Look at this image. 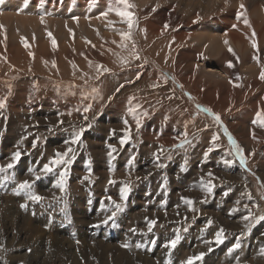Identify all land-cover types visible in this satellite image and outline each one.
Returning <instances> with one entry per match:
<instances>
[{
	"label": "rangeland",
	"instance_id": "1",
	"mask_svg": "<svg viewBox=\"0 0 264 264\" xmlns=\"http://www.w3.org/2000/svg\"><path fill=\"white\" fill-rule=\"evenodd\" d=\"M3 1L0 167H6L10 154L19 151L21 157L0 173V187H12L14 195L12 200L0 196V264H187L201 254L194 264H264V220L243 219L249 212L264 216V127L257 119L264 118V0H215L217 6L203 10L192 6L201 0H187L191 8L179 0H128L131 29L109 12L123 8L118 0ZM241 4L251 27L244 17L237 19ZM208 27L217 36L224 34L222 40L224 27L243 44L238 41L236 47L225 39L219 54L210 45L206 50L201 34ZM128 32L130 38L122 41L121 33ZM53 36L59 44L55 48ZM171 43L177 49L169 51ZM98 66L110 71H98ZM88 105L91 110L84 112ZM197 105L218 115L220 123ZM225 129L243 149L246 168ZM77 133L81 139L71 144ZM214 135L219 137L215 142ZM70 147V164L42 171ZM62 172L63 192L55 187ZM24 181L41 201H28L24 191L16 194ZM209 182L211 194L204 190ZM125 186L129 192L121 200ZM182 198L194 201L193 211ZM115 204L121 211L105 224ZM151 220L156 224L149 233ZM221 230L222 243H216ZM177 235V245L165 247ZM237 241L240 248L232 250Z\"/></svg>",
	"mask_w": 264,
	"mask_h": 264
},
{
	"label": "snow or ice",
	"instance_id": "2",
	"mask_svg": "<svg viewBox=\"0 0 264 264\" xmlns=\"http://www.w3.org/2000/svg\"><path fill=\"white\" fill-rule=\"evenodd\" d=\"M118 3L120 5H123V8H116V9H109V12H112L114 11L115 12V15L118 16V17H121L122 18V21L124 23H126L128 25V28L131 29L133 27V24H134V18H133V14L129 11V9L132 7L131 4L128 3V0H118ZM240 11H238L237 13V19L239 20L241 17H244L243 19V22L245 24V26L247 27H251L246 15H245V7L243 4L240 5ZM109 12H104L102 15L107 17ZM99 18V17H98ZM43 17H41V21L43 22ZM78 19V18H77ZM111 23V22H110ZM167 27V25L165 26ZM233 27H235V25H233ZM130 32L128 33H121V40L124 41V40H127L130 38ZM255 35V33L253 32V36ZM49 36H51V34L49 33ZM225 43L227 44V41H225ZM52 45L53 47L55 48L56 47V42L55 40L53 39L52 40ZM27 47V45H25ZM120 47H125V45L122 43L120 45ZM252 47L253 48H256L257 45L255 42L252 43ZM229 51L231 52L232 49L229 48ZM30 55H32L30 53ZM134 57L136 59H139V56L135 55V53H133ZM122 63H125V61H122ZM53 66L55 67V65L53 64ZM229 67H232L231 63L228 65ZM140 67H143V65H140ZM103 68V66H98V71ZM103 71L104 72H108L110 71L109 69H106V68H103ZM163 75V74H162ZM137 79H139V74H137ZM164 79L167 80V76H164ZM260 79L261 80H264V71L261 72L260 74ZM157 85H153V87H157ZM123 87V86H121ZM119 89H117L118 91ZM93 91H98L97 89H93ZM169 99H173V97H168ZM4 103L3 102H0V109L4 108ZM197 108L198 110H201L209 115H212L214 120L217 122V123H220V117L218 115H214L211 113V110L210 109H207V108H204V109H200L199 105H197ZM91 110V105H88L86 108H84V112H88ZM85 119H87V117H85ZM258 120H260V123H261V126L264 127V118H262L261 116L258 115L257 117ZM125 124H127V121H125ZM140 126V121L137 120V127L139 128ZM225 134L228 135V141H229V144L232 146V149L234 150V153H235V156L239 159V163L241 165V167H244L246 168V159H245V156H244V153H243V149L237 144V142L232 138L231 135L227 134V130L225 129ZM187 134L185 133V136ZM219 137L218 136H213V142H215L216 139H218ZM81 139V133H77L75 135V137L70 141L71 144H76L79 140ZM127 138L125 139H122L120 141L121 144H124L125 141H126ZM185 143H190V141H187L185 140ZM35 146V144L33 145ZM178 147H183V144L181 145H178ZM74 150L70 147L68 148L67 151H65L64 153H56V158L53 159L50 163L52 166L50 165H45L44 168H43V172L44 173H49L51 171H53V166H59L61 164H70L71 163V159H67L66 160V157L69 156V153L73 152ZM115 149H111V151L109 152V156H111L112 152H114ZM212 149L210 148L208 150V152H211ZM208 152H205V157L208 156ZM21 157V153L19 151H17L16 153L13 154L11 160H12V163H9L6 167H0V173H3V172H6L8 169H11L14 167L15 163L20 159ZM157 160H159V157H157ZM131 163V161L129 162ZM225 163H231V161H225ZM163 165L161 164H157V167H162ZM209 177L212 176V173H208ZM65 177H66V172H62L60 174V179L58 180V182L56 183L55 187L59 188L60 191H65ZM36 179H40V176L37 175L36 176ZM111 182V181H110ZM201 184H204V181L203 179L201 180ZM213 185L209 182L208 184L204 185V190L211 194L212 191H213ZM31 188H32V184L29 183L28 181H24L22 183H20L18 185V188H17V191H16V194L19 195L20 192L24 191L26 192V197L28 200L32 201V202H39L41 201L43 198L39 195H36L34 194L33 192H31ZM128 192H129V188L127 186H125L121 192V200H126L127 199V195H128ZM225 195H227V193H225ZM183 202L189 206V210L190 211H193L194 209L191 207L193 204H194V201L191 200V199H188V198H182ZM247 207V206H246ZM21 208H27V204H21ZM121 211V205L120 204H115V210L112 212V216L111 217H108L107 219H105L104 223L107 224L108 223V220L109 219H112L113 217H115L116 213ZM243 219L245 221H249L250 219H255L256 222H259L260 220H264V216H259V217H252V214L251 212H249L248 215H245L243 217ZM209 225L211 224V221L209 220L208 221ZM156 224V221L155 220H151V221H147V227H148V232L150 233L153 229V226ZM132 231H135V229H133ZM222 238H223V230H221L217 236H216V243H220L222 242ZM180 240V237L179 235L176 236L175 239L171 240L168 244L165 245V247H171V248H174L177 243L179 242ZM240 243L239 241H237V243L234 245V248L232 250H235V249H238L240 248ZM122 247H125V248H128L129 246L127 244H124L122 245ZM203 254H201V256H196V257H190L187 261V264H194V261L195 260H198L202 257ZM260 255L264 256V247H262L260 249Z\"/></svg>",
	"mask_w": 264,
	"mask_h": 264
},
{
	"label": "bare ground",
	"instance_id": "3",
	"mask_svg": "<svg viewBox=\"0 0 264 264\" xmlns=\"http://www.w3.org/2000/svg\"><path fill=\"white\" fill-rule=\"evenodd\" d=\"M2 1H3V0H2ZM27 1H28V0H27ZM39 1H40V0H39ZM39 1H38V2H39ZM42 1H43V0H42ZM64 1H65V0H64ZM207 1H208V4H212V3H213L212 6H208V5H207V6H204V3L202 2V0L200 1L201 3H194V4H192V6L195 7V5L198 4V5H200V6L202 7V10H203V8H204V9H212L213 6H217L215 0H207ZM217 1H218V0H217ZM3 2H4V1H3ZM12 2H13V1H12ZM205 2H206V1H205ZM31 3H32V2H31ZM49 3H50V2H49ZM49 3H48V4H49ZM51 3H52V2H51ZM53 3L56 4L55 0L53 1ZM173 3H174V2H173ZM181 3H183V5L189 6V7L191 8V4L188 3L187 0H179V4H181ZM192 3H193V2H192ZM206 3H207V2H206ZM24 4H25V3H24ZM26 4H27V3H26ZM38 4L41 5V3H38ZM48 4H46V5H48ZM106 4H107V3H106ZM174 4H175V3H174ZM31 5H32V4H31ZM31 5H30V6L28 5V6L31 7ZM40 5H39V6H40ZM49 5H50V4H49ZM71 5H72V4H71ZM110 5H111V3H110ZM219 5H220V4H219ZM263 5H264V4H263ZM33 6H35V5H33ZM39 6H38V7H39ZM41 6L43 7L44 5H41ZM55 6H56V5H55ZM57 6H59V5H57ZM84 6H85V5H84ZM0 7H1V6H0ZM45 7H46V6H45ZM60 7H61V6H60ZM62 7H63V6H62ZM75 7H76V6H75ZM180 7H181V6H180ZM184 7H185V6H184ZM35 8H36V6H35ZM35 8H34V10L36 11L37 9H35ZM49 8H50V7H49ZM51 8H52V7H51ZM63 8H64V7H63ZM80 8H81V7H80ZM113 8H114V7H112V9H113ZM54 9H56V8H54ZM57 9H58V8H57ZM93 9H94V8H93ZM93 9H92V10H93ZM114 9H115V8H114ZM188 9H189V8H188ZM253 9H254V8H253ZM258 9H259V7H258ZM27 10H28V9H27ZM29 10H30V9H29ZM38 10H39V9H38ZM42 10H43V9H42ZM42 10H41V11H42ZM44 10H45V9H44ZM46 10H47V9H46ZM82 10H86V8H85V9H82ZM99 10H100V9H99ZM101 10H103V9H101ZM105 10H107V9H105ZM55 11H56V10H54V12H53V16H54V17H53V18H54V25H55V24L58 22V20H59V19L57 20V17H55V14H58V13L55 12ZM57 11H58V10H57ZM76 11H78L79 14H80V11H79V10H76ZM90 11H91V8H90L89 12H90ZM97 11H98V10H97ZM97 11H96V12H97ZM188 11H189V10H188ZM43 12H44V11H43ZM51 12H52V11H51ZM59 12H63V11L59 10ZM65 12H66V11L64 10L63 13H65ZM84 12H85V11H84ZM84 12H83V13H84ZM89 12H88V14H89ZM104 12H105V11H104ZM106 12H107V11H106ZM113 12H114V11H113ZM233 12H234V11H233ZM30 13H31V12H30ZM41 13H42V12H41ZM44 13H46V12H44ZM63 13H62V14H63ZM92 13H93V12H92ZM92 13L90 12V14H92ZM21 14H22V13H21ZM39 14H40V13H39ZM42 14H43V13H42ZM51 14H52V13H51ZM60 14H61V13H60ZM112 14H114V13H112ZM40 15H41V14H40ZM66 15H68V14H66ZM66 15H65V16H66ZM69 15H70V14H69ZM262 15H263V14H262ZM56 16H57V15H56ZM111 16H112V15H111ZM44 17H45V15H44ZM44 17H43V18H44ZM89 17H90V16H89ZM112 17H113V16H112ZM231 17H232V16H231ZM46 18H47V16H46ZM72 18H73V17H72ZM113 18H115V17H113ZM35 19H36V18H35ZM38 19H39V18H38ZM49 19H50V18H49ZM69 19H70V18H69ZM76 19H77V18H76ZM111 19H112V18H111ZM104 20H106V19H104ZM113 20H114V19H113ZM43 21H44V19H43ZM52 21H53V19H52ZM59 21H60V20H59ZM63 21H64V25L67 26V25H68V24H67V23H68V19H65V18H64ZM73 21H74V20H73ZM11 22H13L12 19H11ZM16 22H17V21H16ZM46 22H47V21H46ZM74 22H75V21H74ZM17 23H19V22H17ZM23 23H24V22H23ZM40 23H41V22H40ZM42 23H45V21L42 22ZM42 23H41V24H42ZM49 23H50V22H49ZM49 23H48V24H49ZM75 23H76V22H75ZM75 23H74V24H75ZM77 23H78V22H77ZM34 24L36 25L37 22H36V23L34 22ZM34 24H33V25H34ZM48 24L46 23V25H48ZM51 24H52V23H50L49 25H51ZM58 24H59V23H58ZM207 24H208V23H207ZM0 25H1V24H0ZM19 25H20V24H19ZM33 25H32V26H33ZM35 25H34V26H35ZM44 25H45V24H44ZM59 25H61V24H59ZM78 25H81V24H78ZM10 26H11V25H10ZM56 26H57V24H56ZM94 26H95V25H94ZM214 26H215L216 29H217V26H216V25H214ZM79 27H80V26H79ZM84 27H85V26H84ZM212 27H213V26H212ZM96 28H98V27H96ZM91 30H94V29H91ZM229 30H230V28H229ZM60 31H61V30H60ZM223 31L226 33V38H225V39H227V40H229V41L232 40V44L235 45L236 47H237L238 41H239L240 43L243 44V38H241V37L238 38V37H237L236 35H234V34H229V35H228L227 32L225 31V28H224V27L221 28V32H223ZM212 32H214V31H212ZM212 32H211V30H210L209 27H208V28H207V34L204 33V32L201 34V37H203V39H205V42H206V44H205L204 46H203V43H201V44H202V47H205V48H206V50L208 49L207 46L210 45V46L213 48V50L219 54V51H221L220 48L223 47V45L225 44V41H226V40H225V39H223V40L221 39L222 36H224V34H223L222 36H217V35H218L217 33H216V34H217V35H216V34H213ZM53 33H54V32H53ZM0 34H1V33H0ZM61 34H62V33H61ZM66 35H67V34H66ZM181 35H182V34H181ZM183 35H184V34H183ZM16 36H17V35H16ZM62 36H63V35H62ZM53 37L55 38V36H53ZM56 37H57V36H56ZM63 37H64V36H63ZM80 37H83V36L80 35ZM219 37H221V38H219ZM8 38H9V37H8ZM66 38H67V36L65 37V39H66ZM175 38H176V37H175ZM184 38H185V37H184ZM9 39H10V38H9ZM69 39H70V38H69ZM178 39H179V38H178ZM230 39H231V40H230ZM54 40H55V42H56V45L59 46V44H57V41H56L57 39L55 38ZM160 41H161V40H160ZM236 41H237V42H236ZM65 42H66V41H65ZM176 42H177V41H176ZM176 42H175V43H176ZM184 42H185V41H184ZM150 44H151V43H150ZM178 44H179V43H178ZM71 45H72V44H71ZM120 45H121V44H118V48H117V49H119V50H118V53H119V56L121 57V56H122V53H123V49H122V47H120ZM185 45H186V44H185ZM165 47H166V46H165ZM176 47H177V45H175L174 43H171V44L168 45V49H169V51H170L171 49H173V48H176ZM195 47H196V46H195ZM200 47H201V45H200ZM158 48H159V46H158ZM158 48H157V49H158ZM209 48H210V47H209ZM160 49H162V48H160ZM176 49H177V48H176ZM163 50H164V49H163ZM178 50H179V47H178ZM203 50H204V49H203ZM213 50H212V51H213ZM65 51H66V50H65ZM121 51H122V52H121ZM210 51H211V50H210ZM160 52H161V51H160ZM160 52H159V53H160ZM63 54H64V53H63ZM161 54H162V53H161ZM215 55H216V57H218L217 54H215ZM167 57H168V59L171 58V57H170V52L167 53ZM164 58H165V57H164ZM164 58H163V59H164ZM174 58H175V57H174ZM175 59H176V58H175ZM158 60H159V59H158ZM140 62H141V61H140ZM177 62H178V61H177ZM164 63H165V65H166L167 67L170 68L171 65L168 66L169 63H170L168 60H167L166 62H164ZM158 64H159V63H158ZM172 68H173V67H172ZM172 68H170V70L168 69V70H169L168 72H171V74L173 73V71H172L173 69H172ZM181 69H183V68H180L179 71H181ZM153 70H154V69H153ZM177 70H178V69H177ZM183 70L185 71V69H183ZM165 71H167V70H165ZM157 72H158V71H157ZM163 73H166V72H163ZM174 75H177L176 72L173 73V77H174ZM163 77H164V76H163ZM171 78H172V77H171ZM175 80H176V79H175ZM178 82H179V81H178ZM245 85H246V84H245ZM179 86H180V85H179ZM250 86H251V85H250ZM237 94H238V93H237ZM239 95H240V94H239ZM240 100H242V99H240ZM235 101H236V100H235ZM229 103H230V102H229ZM239 105H240V104H239ZM235 106H236V105H235ZM238 109H239V108H238ZM236 110H237V109H236ZM239 110H240V109H239ZM231 111H232V110H231ZM251 147H252V146H251ZM27 160H28V159H27ZM79 161H80V160H79ZM82 161H83V160H82ZM8 162H9V161H8ZM248 162H249V161H248ZM250 162H251V161H250ZM5 163H6V162H5ZM25 163H26V162H25ZM128 165H129V164H128ZM25 166H26V165H25ZM66 167H67V166H66ZM26 169H27V168H26ZM65 169H66V168H65ZM24 170H25V169H24ZM78 170H79V169H78ZM22 171H23V169H22ZM79 171H81V170H79ZM75 173H76V172H75ZM83 173H84V172H83ZM118 179H119V178H118ZM10 195H11V194H10ZM12 196H14V195H12ZM19 197H20V196H19ZM11 200H12V199H11ZM19 200H20V199H19ZM28 201H29V200H28ZM24 203H25V202H24ZM188 211H189V210H188ZM184 214H185V213H184ZM10 215H11V214H10ZM96 215H97V214H96ZM7 217H8V216H7ZM9 217H10V216H9ZM89 217H90V216H89ZM24 218H25V217H24ZM40 221H41V220H40ZM91 221H92V218H91ZM95 221H96V219H95ZM30 223H32V221H31ZM44 223H45V222H44ZM90 223H91V222H90ZM142 223H143V222H142ZM13 225H14V224H13ZM92 225H93V224H92ZM32 228H33V227H32ZM36 229H37V228H36ZM65 231H66V230H65ZM89 231H90V230H89ZM63 232H64V231H63ZM146 232H147V231H146ZM202 232H203V231H202ZM64 233H65V232H64ZM67 233H68V232H67ZM67 233H66V234H67ZM85 233H87V231H86ZM93 233H94V232H93ZM199 233H200V232H199ZM91 234H92V233H91ZM92 235H94V234H92ZM101 235H102V234H101ZM101 235H100V236H101ZM198 235H199V234H198ZM200 235H201V234H200ZM37 236H41V235H37ZM53 236H54V235H53ZM53 236H52V239H55V240H56V238H53ZM98 236H99V235H98ZM100 236H99V237H100ZM60 237H61V236H60ZM65 237H66V236H65ZM38 238H39V237H38ZM79 238H80V237H79ZM97 238H98V237H97ZM143 238H144V237H142V239H143ZM215 238H216V237H215ZM30 239H31V238H30ZM43 239H44V238H43ZM67 239H68V238H67ZM100 239H101V238H100ZM144 239H145V238H144ZM144 239H143V240H144ZM34 240H35V239H34ZM45 240H46V239H45ZM74 240H75V239H74ZM80 240H81V239H80ZM84 240H85V239H84ZM87 240H88V239H87ZM87 240H86V241H87ZM43 241H44V240H43ZM71 241H72V240H71ZM223 241H224V240H223ZM94 242H95V241H94ZM1 243H2V242H1ZM43 243H44V242H43ZM48 243H49V242H48ZM140 243H141V242H140ZM221 243H222V242H221ZM56 244H57V243H56ZM72 244H73V243H72ZM72 244H71V245H72ZM36 245H37V243H36ZM43 245H44V244H43ZM47 245H48V244H47ZM59 245H60V244H59ZM63 245H65V242H64ZM68 246H69V244H68ZM223 246H224V245H223ZM33 247H34V245H33ZM44 247H45V246H44ZM71 247H72V246H71ZM73 247H74V246H73ZM73 247H72V248H73ZM94 247H95V246H94ZM138 247H139V246H138ZM138 247H137V248H138ZM214 247H215V246H214ZM42 248H43V247H42ZM77 248H78V247H77ZM146 248H147V247H146ZM149 248H150V247H149ZM216 248H217V247H216ZM223 248H224V247H223ZM66 249H67V245H66ZM78 249H79V248H78ZM94 249H95V248H94ZM200 249H201V248H200ZM200 249H199V250H200ZM33 250H34V249H33ZM69 250H70V249H69ZM76 250H77V249H76ZM201 250H202V249H201ZM222 250H223V249H222ZM222 250H221V251H222ZM28 251H29V250H28ZM31 252H32V251H31ZM69 252L71 253V251H69ZM73 252H74V251H73ZM89 252H90V251H89ZM199 252H200V251H199ZM35 253H36V252H35ZM42 253H43V252H42ZM42 253H41V254H42ZM39 254H40V253H39ZM81 254H82V253H81ZM81 254H80V255H81ZM36 255H37V254H36ZM54 255H55V253H54ZM86 255H87V254H86ZM88 255H89V254H88ZM119 255H120V254H119ZM229 255H230V254H229ZM229 255H228V256H229ZM82 256H83V255H82ZM216 256H217V255H216ZM36 257H37V256H36ZM43 257H44V256H43ZM219 257H220V255H219ZM261 257H262V256H261ZM19 258H20V257H19ZM19 258H18V259H19ZM22 258H23V257H22ZM37 258H39V257H37ZM45 258H46V257H45ZM41 259H42V258H41ZM63 259H64V258H63ZM68 259H69V258H68ZM71 259H72V258H71ZM233 259H234V258H233ZM16 260H17V259H16ZM19 260H21V259H19ZM22 260H23V259H22ZM43 260H44V259H43ZM73 260H74V259H73ZM76 260H77V259H76ZM214 260H215V258H214ZM35 261H36V260H35V257H34L33 260H32V262L35 263ZM38 261H39V259H38ZM38 261H37V262H38ZM45 261H46V260H45ZM49 261H50V260H49ZM37 262H36V263H37ZM52 262H54V261H52ZM59 262H60V261H59ZM59 262H58V264H59ZM66 262H67V261H66ZM70 262H71V261H70ZM89 262H90V261H89ZM91 262H92V261H91ZM61 263H62V262H61ZM71 263H72V262H71ZM135 263H136V262H135ZM212 263H213V262H212ZM51 264H52V263H51ZM63 264H64V263H63ZM67 264H68V263H67ZM206 264H207V263H206ZM208 264H209V263H208ZM215 264H216V263H215ZM222 264H223V263H222Z\"/></svg>",
	"mask_w": 264,
	"mask_h": 264
},
{
	"label": "crops",
	"instance_id": "4",
	"mask_svg": "<svg viewBox=\"0 0 264 264\" xmlns=\"http://www.w3.org/2000/svg\"><path fill=\"white\" fill-rule=\"evenodd\" d=\"M2 146H0V148H1ZM0 155H3V154H0ZM11 158H12V155L10 154L9 156H7V158H6V165L5 166H7L9 163H11L12 162V160H11ZM9 161V162H8ZM2 163V162H1ZM8 171H10V169H8ZM12 188V187H11ZM10 188V189H11ZM10 189H4L3 187L1 188L0 187V196L1 195H3V194H8V195H5V197H8V198H10V199H12L13 198V192L10 190ZM7 191H8V193H7ZM20 193H22V192H20ZM11 194V195H10Z\"/></svg>",
	"mask_w": 264,
	"mask_h": 264
}]
</instances>
